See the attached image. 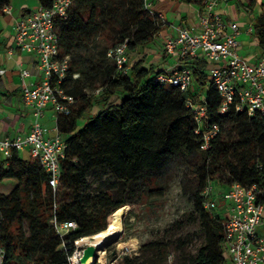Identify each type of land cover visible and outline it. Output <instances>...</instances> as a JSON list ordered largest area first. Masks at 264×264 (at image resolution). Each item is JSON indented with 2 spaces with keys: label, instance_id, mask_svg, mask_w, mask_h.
<instances>
[{
  "label": "trees",
  "instance_id": "16d2710c",
  "mask_svg": "<svg viewBox=\"0 0 264 264\" xmlns=\"http://www.w3.org/2000/svg\"><path fill=\"white\" fill-rule=\"evenodd\" d=\"M36 1L49 6L53 0ZM110 1L72 0L66 18L55 20L60 56H70L63 85L75 99L70 113L58 114L56 121L67 144L65 157L55 193L34 158L24 159L13 149L9 158L0 161V182L17 181L8 193L0 192L2 264H68L75 239L106 229L125 209L126 201L114 199L109 190L86 191L91 172L107 166L123 182L144 184L156 179L157 172L175 157L197 161L193 209L179 223H196L203 235L194 252L187 249L193 241L189 234L170 241L177 250L175 262L223 264L224 210L222 206L219 211L204 208L201 191L209 181L221 188L233 182L255 185L260 190L258 201L264 203V115H248L233 103L219 113L221 96L209 82L208 62L202 57L184 60L193 76L186 92L155 80L160 70L145 55L124 73L107 57V51L126 39L128 53L142 52L162 21L145 10L143 0H121L119 7ZM188 1L201 5L200 0ZM10 4L11 0H0V16ZM237 6L251 25V41L264 51V0L259 5L257 0H237ZM75 72L79 77L73 79ZM87 86L94 89L87 92ZM96 88L101 92L95 94ZM201 95L207 110L205 126L219 127L205 150L199 147L194 114L186 105V99L195 102ZM8 98L0 78V102ZM98 103L95 114L79 126V119ZM151 190L159 192L157 187ZM53 216L58 222H76L64 236L69 241L65 250L50 221ZM170 242L149 240L140 246L139 255L125 254L114 264H166Z\"/></svg>",
  "mask_w": 264,
  "mask_h": 264
},
{
  "label": "built area",
  "instance_id": "2783aa9c",
  "mask_svg": "<svg viewBox=\"0 0 264 264\" xmlns=\"http://www.w3.org/2000/svg\"><path fill=\"white\" fill-rule=\"evenodd\" d=\"M201 9L197 26H181L173 35L162 41V52L169 58L166 65L158 66L160 73L155 80L176 85L186 92L193 81L192 68L185 59L202 57L208 62L209 82L221 96L219 113H225L229 106L246 111L248 115L258 112L264 115V52L252 62L239 53L238 38L241 34L240 24L233 19H224L217 13L216 7L227 0H200ZM145 10L162 21V16L155 13L151 0H143ZM72 0H53L49 6L38 5L35 9L18 19L15 23L14 49L37 55L36 67L41 74L37 84H29L26 78L29 70L20 69L21 97L31 109L33 120L29 130L24 134L5 137L0 140V153L4 159L11 156V151L26 150L47 173V184L52 192L59 183L60 162L65 157L66 142L60 137L57 128L58 114L68 115L75 104L73 95L67 92L64 82L67 80L70 56H60L59 34L55 29V20L66 18ZM10 12V7L3 8ZM248 34L251 25L248 26ZM14 49H11L12 52ZM127 40L110 48L106 55L123 72L130 68ZM4 72L0 69V74ZM79 73H72V78ZM101 92V88L93 91ZM204 96L198 101L186 99V105L192 109L197 124L195 133L199 134L200 149H208L210 140L217 134V124L205 126L207 110ZM50 105L55 118V134L46 136V129L40 122L44 109ZM260 190L252 185L245 187L237 182L227 188L209 181L202 189L203 207L212 210L218 203L224 205V238L222 242L223 264H264V236L258 234L257 227L264 221V203L258 201ZM56 204H53L55 209ZM55 211V210H53ZM61 238V247L65 250L69 241L64 236L76 227L74 220L58 222L55 216L50 220ZM82 238V237H81ZM73 241V248L67 256L68 264H80L81 246ZM4 250L0 247V264ZM95 264H101L99 251Z\"/></svg>",
  "mask_w": 264,
  "mask_h": 264
},
{
  "label": "rangeland",
  "instance_id": "374dc122",
  "mask_svg": "<svg viewBox=\"0 0 264 264\" xmlns=\"http://www.w3.org/2000/svg\"><path fill=\"white\" fill-rule=\"evenodd\" d=\"M36 0H12L13 5L17 9L21 2H26L28 6L34 8ZM114 7H119L121 0L110 1ZM259 5V2H258ZM264 13V8H261ZM257 12L254 14V16ZM234 18L243 20L240 25L241 32L246 29L249 22L241 16L240 12H234ZM246 18V17H245ZM101 43H106L103 37H100ZM248 44L244 45L240 54H245L247 51L255 50L254 44L251 43V37L247 38ZM257 48V47H256ZM153 49V48H152ZM133 53V52H132ZM142 52H136V55ZM149 62L154 61V57L147 56ZM152 54V53H150ZM131 55H129L130 57ZM139 57V56H138ZM155 70H158V63L153 62ZM90 86L85 88V91H92ZM99 108V103L95 104L92 109L87 111L78 124L81 126L83 122L93 116ZM21 156L27 157L26 152L21 151ZM0 157L2 153H0ZM197 161L194 158H172L165 167L157 172L158 177L148 183L132 184L126 183L117 179L107 166L99 167L88 177L86 191L97 192L99 190H109L114 196V199H124L126 204L122 210V232L116 241L110 243L103 250L104 262L101 264H114L119 261L125 254L139 255L140 246L153 239H162L165 241H173L179 236L193 237V241L187 246V249L194 252L197 246L201 243L203 235L200 233L196 223L184 224L179 223L180 220L189 214L193 209L192 193L195 189V165ZM15 183L14 179H4L0 182V191L6 189ZM157 187L156 191H152ZM130 193H133L130 194ZM221 202L216 208L219 211ZM223 213V212H222ZM224 213L222 217L224 218ZM259 234L264 236V221L257 227ZM132 239H135V248H118L120 243L128 244ZM168 255L166 264H176L175 254L176 248L173 243H169Z\"/></svg>",
  "mask_w": 264,
  "mask_h": 264
},
{
  "label": "crops",
  "instance_id": "0c3cea01",
  "mask_svg": "<svg viewBox=\"0 0 264 264\" xmlns=\"http://www.w3.org/2000/svg\"><path fill=\"white\" fill-rule=\"evenodd\" d=\"M257 2H260V0H257ZM35 4L36 6L34 8H30L26 2H21L16 9L11 0V4L9 5L10 12H3L0 16V69L4 70L0 74V78L3 82V91L9 95V98L5 102H0V140L5 137H13L17 134L26 133L33 120L30 107L24 104L21 97V77L19 72L20 69L29 70L30 75L26 78V81L32 85L39 83L41 74L36 67L37 55L35 53H25L14 49V35L16 32V21L39 5L37 1H35ZM151 7L155 13L162 16L161 27L153 36L152 41L143 48L141 54L136 55L138 51H131L129 64H132L136 59L149 52L147 56L154 57L153 62L158 63L159 66L166 65L169 58L163 54L161 49L163 39L168 35H173L177 28L181 26L198 25L197 15L201 9V5L198 2H190L188 0H151ZM239 9L237 0H227L226 2L218 4L215 11L224 19H233L242 25L243 20L232 16ZM240 13L246 19L241 9ZM248 26L241 32L238 38L240 44L239 50H242L244 45L248 44L247 38L249 34L246 32ZM251 43L254 44L252 41ZM254 46L256 45L254 44ZM11 49L14 50L10 52ZM262 52L264 51H260L255 47L253 52L249 53L247 51L245 54H241V56L254 62ZM164 57L166 58L164 59ZM40 122L46 129V136L55 134V118L50 105L45 107L44 115L41 117ZM60 137L63 138L62 135ZM24 152H26L27 157H22L24 159L29 158L28 152L26 150ZM3 159V157H0V161ZM16 184L17 181L15 180V183L8 187L6 191L0 192L8 193ZM221 206L225 213L224 205L222 204Z\"/></svg>",
  "mask_w": 264,
  "mask_h": 264
},
{
  "label": "bare ground",
  "instance_id": "6f19581e",
  "mask_svg": "<svg viewBox=\"0 0 264 264\" xmlns=\"http://www.w3.org/2000/svg\"><path fill=\"white\" fill-rule=\"evenodd\" d=\"M122 214L123 213H119L114 218H112L106 229L94 235L85 236L79 239L77 241V245L81 246L82 244L88 242H92L96 244L99 248L100 261L104 262V256L102 254L106 242L111 240L112 238H119L122 232ZM135 245H136V241L135 239H132L128 244L120 243L118 248H126V247L135 248Z\"/></svg>",
  "mask_w": 264,
  "mask_h": 264
},
{
  "label": "water",
  "instance_id": "95a60500",
  "mask_svg": "<svg viewBox=\"0 0 264 264\" xmlns=\"http://www.w3.org/2000/svg\"><path fill=\"white\" fill-rule=\"evenodd\" d=\"M109 217V216H108ZM117 238H112L111 240L107 241L105 247H107L110 243L116 241ZM99 248L96 244L92 242H88L82 248V254L79 258L80 264H95V261L98 257Z\"/></svg>",
  "mask_w": 264,
  "mask_h": 264
}]
</instances>
